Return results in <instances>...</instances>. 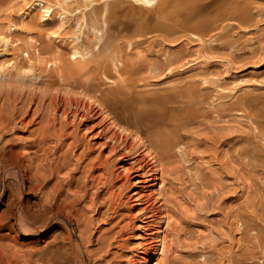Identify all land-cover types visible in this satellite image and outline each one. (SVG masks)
Listing matches in <instances>:
<instances>
[{
	"label": "rangeland",
	"instance_id": "374dc122",
	"mask_svg": "<svg viewBox=\"0 0 264 264\" xmlns=\"http://www.w3.org/2000/svg\"><path fill=\"white\" fill-rule=\"evenodd\" d=\"M44 1L53 8L47 22L42 9L29 7L33 0H0V92L40 95L55 75L48 57L72 55L73 48L95 55L110 71L103 88L117 100L107 106L128 122V140L138 126L144 140L163 143L166 162L163 218L152 220V227L163 221L164 247L146 231L152 210H140L157 201L117 184L115 203L105 194L98 210H62L67 220L56 226L72 235L66 254L78 263L83 229L90 235L87 264H264V0ZM4 39L12 44L2 56ZM83 122L71 123L66 134L81 138ZM86 134L79 152L101 140ZM10 197L0 194V264H28L27 253L52 228L46 236L17 232L15 219L2 216ZM27 199L24 210L44 215L36 194L25 192ZM144 238L158 244L154 253Z\"/></svg>",
	"mask_w": 264,
	"mask_h": 264
},
{
	"label": "bare ground",
	"instance_id": "6f19581e",
	"mask_svg": "<svg viewBox=\"0 0 264 264\" xmlns=\"http://www.w3.org/2000/svg\"><path fill=\"white\" fill-rule=\"evenodd\" d=\"M136 1L150 4L153 0ZM32 6L42 9L44 22L52 18L53 8L46 1L33 0L29 7ZM128 35H125L126 38L135 34ZM11 44L8 39L3 40L5 50L2 56L8 54ZM71 52L72 55L68 56L52 55L48 60L43 55H34L36 59H46L52 66L50 74L55 73L48 79L45 78L46 87L42 94L32 92L29 97L23 98V95L16 96L8 89L0 92V100L3 98L0 102V192H9L11 196L2 216L13 217L15 221L12 228L32 236L38 234L46 236L49 234L46 232L52 228V233L41 239V242H37V245L27 253L26 262H30L28 264H75V258L71 259L64 250L72 235L68 233L66 236L56 226L67 220L62 210L67 214H72V211L79 214L77 208L79 205L81 208L94 210L100 196L105 194L104 200L115 203L117 184L121 188L133 187L135 190L132 194L133 196L135 194L137 199L142 197L145 199L146 196V199L149 197L150 200L157 201L158 204H155L157 206L152 209H149V199L147 200L149 204L142 203L144 206L139 207L141 212L152 210L149 220L144 221L147 225L146 231H153L151 234L154 236L150 237L154 242H158L159 247H164L165 243L164 235L161 236L163 221L160 220L152 227V220L157 216L160 218L159 215L164 213L162 212L164 181L161 180V176L163 164L166 162H163L165 159L159 149L163 143L157 139L154 143L144 140L143 131L138 126L131 131L132 141L128 140L130 133L128 122L125 121L123 125L121 119L117 115H112L107 106V101L111 97L116 99L103 88L110 73L108 66H102V61L96 60L95 55H83L78 48H73ZM8 62L12 68L16 67L12 60L8 59ZM119 63L124 65L122 61ZM133 66L135 68V65ZM121 69L123 67L117 66L118 72ZM54 76L55 80L52 79ZM52 85L58 88L52 91L54 89L51 88ZM98 114H102V119H108L110 122L106 123L102 119L93 121L92 119H95L93 117ZM89 119L91 121L86 123L85 120ZM76 120L78 122L84 120L82 126L77 127L81 138L76 137L74 132L66 134V129ZM21 132H27V137L19 138L18 133ZM86 133L101 140L98 143L89 142L88 148L86 147L88 150L83 149L79 152L82 146L84 148L81 139L88 135ZM68 140L70 142L67 143ZM51 143L53 144L50 145ZM62 148L65 151L62 152ZM93 152L96 155L91 157L90 154ZM109 158H112L111 165L108 163ZM158 172H161L160 176ZM158 179L161 182L160 187L156 189ZM25 192L36 194V203L44 215L38 216L24 210L30 202L29 199L24 200ZM131 212L133 211H130L129 215ZM54 226L56 228L53 229ZM78 236L83 242L78 263L87 264L85 256L90 235H86V231L82 229ZM158 244L152 242L145 244L144 247L154 253ZM147 261L144 259L143 264Z\"/></svg>",
	"mask_w": 264,
	"mask_h": 264
}]
</instances>
